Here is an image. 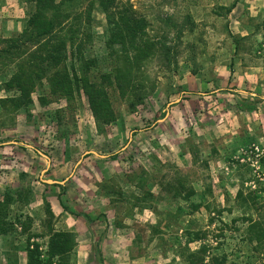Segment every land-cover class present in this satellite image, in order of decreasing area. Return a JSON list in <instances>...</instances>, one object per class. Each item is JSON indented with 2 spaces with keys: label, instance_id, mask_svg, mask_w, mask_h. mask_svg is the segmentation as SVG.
Returning <instances> with one entry per match:
<instances>
[{
  "label": "rangeland",
  "instance_id": "374dc122",
  "mask_svg": "<svg viewBox=\"0 0 264 264\" xmlns=\"http://www.w3.org/2000/svg\"><path fill=\"white\" fill-rule=\"evenodd\" d=\"M118 1L164 46L136 70L141 102L109 88L112 124L98 128L83 89L68 101L51 95L47 81L29 108L4 106L20 96L6 88L18 62L0 64V264H28L36 246L46 262L50 223L75 237L69 264H264V87L248 81V68H264V7ZM15 4L22 29L0 34V50L33 11L28 0ZM85 8L64 7L71 17L61 36L74 37L68 65L99 81L122 65L121 46L110 44L113 27L99 4L92 23ZM87 151L107 158L91 154L76 168ZM41 153L51 159L44 179L70 178L63 188L42 182Z\"/></svg>",
  "mask_w": 264,
  "mask_h": 264
},
{
  "label": "trees",
  "instance_id": "16d2710c",
  "mask_svg": "<svg viewBox=\"0 0 264 264\" xmlns=\"http://www.w3.org/2000/svg\"><path fill=\"white\" fill-rule=\"evenodd\" d=\"M77 2H86L85 23H92L93 11L96 4H99L113 27L110 44L121 46L122 65L112 73L102 74L99 81H94L86 75L81 76L73 64L68 65L70 56L74 53L75 43L73 36L69 39L61 36L65 23L71 17L64 7ZM28 3L33 5V11L23 33L4 40L7 47L0 50V64L4 60L3 64L6 61L18 62L17 72L6 83V88L17 90L20 96L1 101L4 106L10 104L16 110L29 108L34 104L32 94L43 85V81L48 82L51 95L61 96L68 101H72L75 94L83 89L99 128L116 121L110 87H115L123 98L132 95L138 97L139 102L143 100V95L136 94V70L164 46L162 42L147 37L148 22L144 17L138 16L131 7L120 8L118 0H28ZM236 5L237 3H234L227 8V12L231 13ZM234 38L236 43L239 42L236 36ZM78 55L79 59L85 62L81 49H78ZM231 70L233 72V68ZM138 101L131 103V106ZM20 147L26 150L27 146L22 144ZM59 187L63 188L62 185ZM0 206L3 207V203ZM46 208L48 217L53 219L54 214L48 202ZM64 209L68 210L65 206ZM49 229L48 260H40L41 253L39 246H36L35 249H29L28 264H69L68 257L77 245L74 235L54 230L51 223ZM2 234L5 232L0 219V235ZM213 262L227 264L225 260L219 262L214 259Z\"/></svg>",
  "mask_w": 264,
  "mask_h": 264
},
{
  "label": "crops",
  "instance_id": "0c3cea01",
  "mask_svg": "<svg viewBox=\"0 0 264 264\" xmlns=\"http://www.w3.org/2000/svg\"><path fill=\"white\" fill-rule=\"evenodd\" d=\"M261 3L260 6L264 7V0H248V8L252 9V11H256V4ZM19 13V9L17 8V4H15V0H0V34L4 37L10 35L12 31L15 29L16 31H21L23 25V17L20 15V19H14L19 17L17 15ZM249 28V26H248ZM255 70V71H254ZM264 68H248V81H252L251 85L255 87H264V83L259 82L260 80H264ZM255 72H260L256 74ZM258 83V84H257ZM258 85V86H256ZM109 240L115 241L114 233L108 234Z\"/></svg>",
  "mask_w": 264,
  "mask_h": 264
},
{
  "label": "water",
  "instance_id": "95a60500",
  "mask_svg": "<svg viewBox=\"0 0 264 264\" xmlns=\"http://www.w3.org/2000/svg\"><path fill=\"white\" fill-rule=\"evenodd\" d=\"M178 102H179V101L172 102V103L169 104V106H171V105H173V104H175V103H178ZM91 154L97 155V156L102 157V158H107V156L99 155V154H97L96 152L87 151V152H85V153L82 155V158H81V160L77 163L76 168H77V167L83 162V160L85 159L86 156L91 155ZM41 155H42L43 157H45V158L47 159V162H48V166H47V168H46L45 170L42 171V175H41V180H42V182L45 183V184H50V185H56V184H58V185H65V183H66L70 178H67V179H65L64 181H55V180H51V179H44V176L46 175V173H47V172L49 171V169H50V166H51V159H50V157H48V156L45 155V154H42V153H41ZM73 174H74V173H73ZM73 174L71 175V177L73 176Z\"/></svg>",
  "mask_w": 264,
  "mask_h": 264
}]
</instances>
